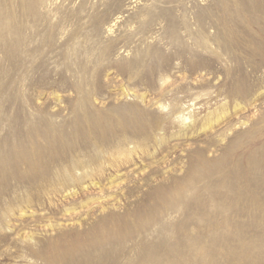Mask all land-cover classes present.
<instances>
[{
	"label": "rangeland",
	"instance_id": "rangeland-1",
	"mask_svg": "<svg viewBox=\"0 0 264 264\" xmlns=\"http://www.w3.org/2000/svg\"><path fill=\"white\" fill-rule=\"evenodd\" d=\"M0 264H264V0H0Z\"/></svg>",
	"mask_w": 264,
	"mask_h": 264
}]
</instances>
